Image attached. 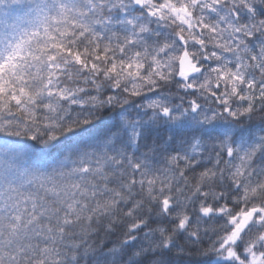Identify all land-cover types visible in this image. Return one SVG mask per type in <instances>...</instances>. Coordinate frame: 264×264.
<instances>
[{"label":"snow or ice","instance_id":"6c2138e0","mask_svg":"<svg viewBox=\"0 0 264 264\" xmlns=\"http://www.w3.org/2000/svg\"><path fill=\"white\" fill-rule=\"evenodd\" d=\"M0 264H264V0H0Z\"/></svg>","mask_w":264,"mask_h":264}]
</instances>
